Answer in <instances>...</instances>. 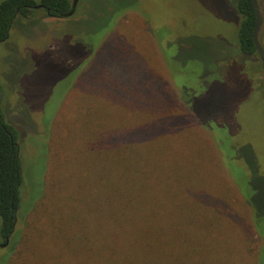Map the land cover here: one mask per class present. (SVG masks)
<instances>
[{"label": "rangeland", "instance_id": "rangeland-1", "mask_svg": "<svg viewBox=\"0 0 264 264\" xmlns=\"http://www.w3.org/2000/svg\"><path fill=\"white\" fill-rule=\"evenodd\" d=\"M235 3L80 0L71 17L35 8L15 18L0 42V85L6 119L20 129L24 183L0 264H91V226L107 222L106 182H129L116 195L146 197L144 184L130 183L146 173L160 196L200 187L197 196L217 205L189 209L202 264H264V72L258 55L238 50ZM129 67L139 85L157 83L154 140L114 171L111 154L87 144L145 120L110 103ZM38 210L58 242L43 229L29 258L23 238Z\"/></svg>", "mask_w": 264, "mask_h": 264}, {"label": "trees", "instance_id": "trees-1", "mask_svg": "<svg viewBox=\"0 0 264 264\" xmlns=\"http://www.w3.org/2000/svg\"><path fill=\"white\" fill-rule=\"evenodd\" d=\"M72 1L0 0V42L8 38L12 23L18 15H27L35 9L30 6L42 3L45 5L43 9L48 16H58L71 9ZM235 1L236 11L240 15L237 33L238 50L244 55H258L253 40L256 21L253 0ZM258 2L261 13L264 15V0H258ZM263 33L264 22L259 35L264 47ZM132 69L129 67L125 71L126 82L122 87L113 91L116 97L110 103L125 109L132 115L140 112L145 116V120L137 129H120L119 131L110 129L108 134L99 131V134L97 133L95 138L89 140L87 144L99 154L110 153L109 157L112 158L111 165L114 171L120 168L119 164H113L118 163V158L125 155L133 156L136 154V149L154 140V115L157 113L153 111V108L157 103L154 95L157 83L143 81L139 85L134 80L135 75ZM160 83L161 87L165 85L162 81ZM2 104L0 85V233L3 239L12 237L15 233L17 214L22 207L21 186L24 183V176L18 143L20 129L8 122ZM188 115L189 118L190 115ZM106 183L110 189V195L105 197V202L101 201L100 204L104 203L107 208L108 215H105L107 222L105 226L102 224L91 226L92 241L89 248L91 264H202L203 259L199 254L201 233L200 229L195 228L198 226V218L190 217L189 209L196 207L199 210L200 207L210 208L217 205L208 204L201 195L197 196L200 187H183L175 197L166 198L156 193L155 176L152 173H146L140 179L130 182L140 188L141 184H144L145 190H143L144 194L147 193L146 197L134 196L133 198L115 194L117 186L128 187L129 182L120 185L116 180H109ZM97 184L104 183L98 181ZM87 187L96 188L95 185ZM43 197H47V193ZM185 207L188 208L186 212ZM50 210L51 208L46 214H49ZM61 211L65 213L66 210L61 209ZM177 211L179 216H177ZM167 213H176V215L172 216ZM216 213L220 215L218 211ZM36 215L37 220L32 226L33 231L30 237L28 234L32 228L23 238V243L27 241L26 246L29 250L31 249L29 258L33 256V252L36 254L39 251L37 245L40 243L43 229L50 228L53 243L58 242L54 237L55 234H52L54 227L50 223V217H46L44 212L39 210ZM57 215L56 213V219ZM60 221L63 220L60 219ZM78 262L84 264L81 259Z\"/></svg>", "mask_w": 264, "mask_h": 264}, {"label": "water", "instance_id": "water-1", "mask_svg": "<svg viewBox=\"0 0 264 264\" xmlns=\"http://www.w3.org/2000/svg\"><path fill=\"white\" fill-rule=\"evenodd\" d=\"M79 1L80 0H73L72 5H71V9L66 13L59 14L58 16L61 18L73 16L77 11ZM32 7L42 8V7H45V5L42 3H39V4H35L33 6H30V8H32ZM253 7H254V10L256 13V21H255V26H254V30H253V40H254V43L256 45L257 53H258L259 58L261 60L263 72H264V47L262 46L260 39H259L260 31H261V28H262V25L264 22V17L261 13L258 0H253ZM9 241H10V238L7 237V239L4 242H0V247L7 246L9 244Z\"/></svg>", "mask_w": 264, "mask_h": 264}, {"label": "flooded vegetation", "instance_id": "flooded-vegetation-1", "mask_svg": "<svg viewBox=\"0 0 264 264\" xmlns=\"http://www.w3.org/2000/svg\"><path fill=\"white\" fill-rule=\"evenodd\" d=\"M34 8H35V7H34ZM42 8H44V7H42ZM57 17H59V16H57ZM9 238H10V237H9ZM3 239H5V240H6V239H7V237H5V238H3Z\"/></svg>", "mask_w": 264, "mask_h": 264}]
</instances>
